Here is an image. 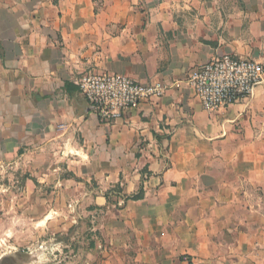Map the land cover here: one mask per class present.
<instances>
[{"label":"crops","instance_id":"0c3cea01","mask_svg":"<svg viewBox=\"0 0 264 264\" xmlns=\"http://www.w3.org/2000/svg\"><path fill=\"white\" fill-rule=\"evenodd\" d=\"M225 55L264 62V0H0V171L74 264H264V83L209 113L184 82ZM105 74L171 88L105 124L77 84Z\"/></svg>","mask_w":264,"mask_h":264},{"label":"built area","instance_id":"2783aa9c","mask_svg":"<svg viewBox=\"0 0 264 264\" xmlns=\"http://www.w3.org/2000/svg\"><path fill=\"white\" fill-rule=\"evenodd\" d=\"M185 84L209 113L247 101L264 83V62L225 55L192 69ZM79 90L105 124H111L141 103L161 99L171 88L162 82L141 85L121 75H89L77 82Z\"/></svg>","mask_w":264,"mask_h":264},{"label":"rangeland","instance_id":"374dc122","mask_svg":"<svg viewBox=\"0 0 264 264\" xmlns=\"http://www.w3.org/2000/svg\"><path fill=\"white\" fill-rule=\"evenodd\" d=\"M28 175L27 169L0 171V261L74 264L77 252L72 229L65 222H55L52 226L42 223L50 214L42 204L44 191L36 194L27 189Z\"/></svg>","mask_w":264,"mask_h":264},{"label":"trees","instance_id":"16d2710c","mask_svg":"<svg viewBox=\"0 0 264 264\" xmlns=\"http://www.w3.org/2000/svg\"><path fill=\"white\" fill-rule=\"evenodd\" d=\"M143 192H140L138 195H135V196H133V200H140L142 197H143ZM4 259H2L1 261H0V264H3L4 263Z\"/></svg>","mask_w":264,"mask_h":264},{"label":"bare ground","instance_id":"6f19581e","mask_svg":"<svg viewBox=\"0 0 264 264\" xmlns=\"http://www.w3.org/2000/svg\"><path fill=\"white\" fill-rule=\"evenodd\" d=\"M48 219H50V217L48 216L45 220H43V222L42 223H46V220H48Z\"/></svg>","mask_w":264,"mask_h":264}]
</instances>
